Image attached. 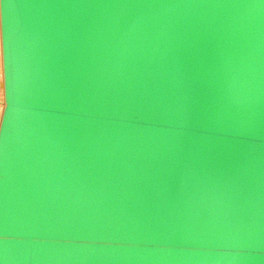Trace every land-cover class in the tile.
<instances>
[{
	"label": "water",
	"instance_id": "95a60500",
	"mask_svg": "<svg viewBox=\"0 0 264 264\" xmlns=\"http://www.w3.org/2000/svg\"><path fill=\"white\" fill-rule=\"evenodd\" d=\"M0 264H264V0H2Z\"/></svg>",
	"mask_w": 264,
	"mask_h": 264
},
{
	"label": "clouds",
	"instance_id": "9594fccd",
	"mask_svg": "<svg viewBox=\"0 0 264 264\" xmlns=\"http://www.w3.org/2000/svg\"><path fill=\"white\" fill-rule=\"evenodd\" d=\"M0 9H2V0H0ZM6 76V60H5V43L4 35L0 33V79ZM6 112H0V132L3 130V123Z\"/></svg>",
	"mask_w": 264,
	"mask_h": 264
},
{
	"label": "snow or ice",
	"instance_id": "6c2138e0",
	"mask_svg": "<svg viewBox=\"0 0 264 264\" xmlns=\"http://www.w3.org/2000/svg\"><path fill=\"white\" fill-rule=\"evenodd\" d=\"M7 110V88L6 82L0 86V112H6Z\"/></svg>",
	"mask_w": 264,
	"mask_h": 264
},
{
	"label": "bare ground",
	"instance_id": "6f19581e",
	"mask_svg": "<svg viewBox=\"0 0 264 264\" xmlns=\"http://www.w3.org/2000/svg\"><path fill=\"white\" fill-rule=\"evenodd\" d=\"M0 33H2V27H1V9H0ZM5 83V77L0 79V86H2Z\"/></svg>",
	"mask_w": 264,
	"mask_h": 264
}]
</instances>
